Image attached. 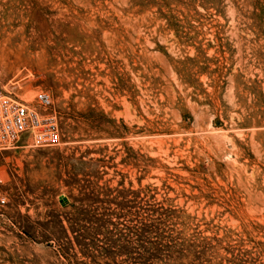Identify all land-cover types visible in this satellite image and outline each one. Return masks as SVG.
Returning <instances> with one entry per match:
<instances>
[{
    "label": "rangeland",
    "instance_id": "1",
    "mask_svg": "<svg viewBox=\"0 0 264 264\" xmlns=\"http://www.w3.org/2000/svg\"><path fill=\"white\" fill-rule=\"evenodd\" d=\"M0 87V264H264V0H0Z\"/></svg>",
    "mask_w": 264,
    "mask_h": 264
},
{
    "label": "built area",
    "instance_id": "2",
    "mask_svg": "<svg viewBox=\"0 0 264 264\" xmlns=\"http://www.w3.org/2000/svg\"><path fill=\"white\" fill-rule=\"evenodd\" d=\"M35 105L22 102L0 87V151L18 147L26 137V145L34 148L59 144L60 132L52 97L40 92Z\"/></svg>",
    "mask_w": 264,
    "mask_h": 264
}]
</instances>
